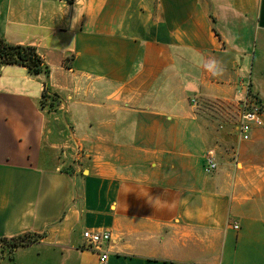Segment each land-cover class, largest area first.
Segmentation results:
<instances>
[{
  "label": "crops",
  "instance_id": "crops-1",
  "mask_svg": "<svg viewBox=\"0 0 264 264\" xmlns=\"http://www.w3.org/2000/svg\"><path fill=\"white\" fill-rule=\"evenodd\" d=\"M0 38L49 68L0 64V264H99L87 229L107 264H264V113L242 140L192 103L264 107V0H0Z\"/></svg>",
  "mask_w": 264,
  "mask_h": 264
},
{
  "label": "built area",
  "instance_id": "built-area-1",
  "mask_svg": "<svg viewBox=\"0 0 264 264\" xmlns=\"http://www.w3.org/2000/svg\"><path fill=\"white\" fill-rule=\"evenodd\" d=\"M192 101L196 105V100L193 99ZM263 113L264 107L260 99L247 88L246 94L241 100L240 113L237 121L240 139L248 140L252 127L262 125L261 115ZM205 163L208 172L215 170L217 167V162L211 152L207 156ZM234 227L237 228L238 226ZM83 237L87 242L91 243L98 252L99 264H107L108 249L106 246L111 239V232L107 230L97 231L87 229L83 232Z\"/></svg>",
  "mask_w": 264,
  "mask_h": 264
},
{
  "label": "trees",
  "instance_id": "trees-1",
  "mask_svg": "<svg viewBox=\"0 0 264 264\" xmlns=\"http://www.w3.org/2000/svg\"><path fill=\"white\" fill-rule=\"evenodd\" d=\"M0 64H19L26 66L30 73L37 75L40 73H48L49 68L44 63L42 57L38 53L36 47L32 45L11 44L0 38ZM49 90L46 88L42 95L41 106L44 107ZM40 234L25 233L13 238H1L2 247L7 245L9 252L17 247L29 245L40 237ZM2 250V254H3Z\"/></svg>",
  "mask_w": 264,
  "mask_h": 264
},
{
  "label": "rangeland",
  "instance_id": "rangeland-1",
  "mask_svg": "<svg viewBox=\"0 0 264 264\" xmlns=\"http://www.w3.org/2000/svg\"><path fill=\"white\" fill-rule=\"evenodd\" d=\"M194 99L196 100V98ZM58 103H60L58 95L49 93L44 108L52 110ZM196 104V112L214 122L216 129L222 130L227 125L231 129H236V123L240 113V107L237 103L228 104L218 99L201 100L200 98V100L196 101Z\"/></svg>",
  "mask_w": 264,
  "mask_h": 264
},
{
  "label": "clouds",
  "instance_id": "clouds-1",
  "mask_svg": "<svg viewBox=\"0 0 264 264\" xmlns=\"http://www.w3.org/2000/svg\"><path fill=\"white\" fill-rule=\"evenodd\" d=\"M203 67L217 78H222L227 71V68L223 62L216 59L215 57H209L208 59L204 60ZM198 87V82L195 79L184 82L185 91L197 90Z\"/></svg>",
  "mask_w": 264,
  "mask_h": 264
}]
</instances>
